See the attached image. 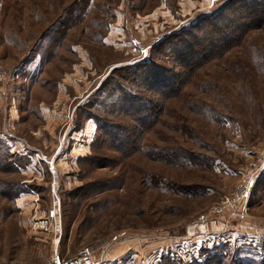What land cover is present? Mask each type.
<instances>
[{
    "label": "rangeland",
    "instance_id": "374dc122",
    "mask_svg": "<svg viewBox=\"0 0 264 264\" xmlns=\"http://www.w3.org/2000/svg\"><path fill=\"white\" fill-rule=\"evenodd\" d=\"M226 4L236 37L242 14L264 18L238 0H0V264L84 247L94 264H264V25L164 102L139 152L111 149L86 115L132 124L88 108L101 85L166 64L159 46Z\"/></svg>",
    "mask_w": 264,
    "mask_h": 264
},
{
    "label": "trees",
    "instance_id": "16d2710c",
    "mask_svg": "<svg viewBox=\"0 0 264 264\" xmlns=\"http://www.w3.org/2000/svg\"><path fill=\"white\" fill-rule=\"evenodd\" d=\"M238 1L242 2V8L248 11H254L264 2V0ZM225 10H233V5H224L213 15L198 19L180 34L166 39L159 46L160 48L163 46V49L156 57L158 61L165 60L166 64L160 65L157 61L150 60L127 67L125 70L128 73H124L125 76L121 75V77L123 76L122 79L115 77L121 70L112 72L98 90L100 98L97 101L98 104L88 105L87 103L86 106L88 105L90 109L101 108L102 113L110 117L127 118L132 124L121 125L112 120L87 113V119L94 120L101 141H106L111 149L125 156L139 152L140 141L159 120V116L163 112L164 102L168 98L176 97L183 86L192 78L194 72L207 60L225 54L230 48L236 46L237 43L234 42L236 39L241 37L243 39L248 30H256L264 25V18H262L259 19V24L256 27L251 26L249 22L244 21L247 15L242 14V29L236 37L233 35L231 26L236 24L235 22L240 16L236 17L237 11L235 10L234 16L228 18L227 15H222ZM221 17L223 21H226L221 26L223 31L215 27V31H220L221 34L219 37L213 38L206 33L205 27L212 30L215 26L214 22ZM166 44L168 45L166 46ZM160 264L178 263L172 258H164ZM191 264L224 263L222 257L215 255L206 262ZM238 264L243 263L239 262Z\"/></svg>",
    "mask_w": 264,
    "mask_h": 264
},
{
    "label": "built area",
    "instance_id": "2783aa9c",
    "mask_svg": "<svg viewBox=\"0 0 264 264\" xmlns=\"http://www.w3.org/2000/svg\"><path fill=\"white\" fill-rule=\"evenodd\" d=\"M246 192H247V186H245L243 189L239 191H236L232 197L227 198L224 201V205L226 206L232 205L237 200H239V198H243V195L246 194ZM220 209H222V207H220ZM94 253H95L94 247H84L78 251L77 255L69 259L62 260L56 256L51 260L49 264H94Z\"/></svg>",
    "mask_w": 264,
    "mask_h": 264
}]
</instances>
